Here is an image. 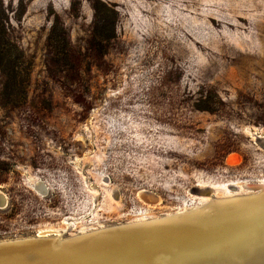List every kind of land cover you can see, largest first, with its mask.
Segmentation results:
<instances>
[{
    "label": "rangeland",
    "instance_id": "1",
    "mask_svg": "<svg viewBox=\"0 0 264 264\" xmlns=\"http://www.w3.org/2000/svg\"><path fill=\"white\" fill-rule=\"evenodd\" d=\"M101 16L114 38L95 48ZM2 24L0 241L159 219L264 184V0H0ZM190 58L203 69L191 82Z\"/></svg>",
    "mask_w": 264,
    "mask_h": 264
},
{
    "label": "bare ground",
    "instance_id": "2",
    "mask_svg": "<svg viewBox=\"0 0 264 264\" xmlns=\"http://www.w3.org/2000/svg\"><path fill=\"white\" fill-rule=\"evenodd\" d=\"M207 200L205 206L212 202ZM255 207L245 200L220 203L192 215V220L173 231L122 239L102 250L92 247L69 260L67 255L52 259L54 264H260L264 262V219L257 214L264 210ZM46 235L48 231L39 233ZM83 254L85 261L80 258Z\"/></svg>",
    "mask_w": 264,
    "mask_h": 264
},
{
    "label": "water",
    "instance_id": "3",
    "mask_svg": "<svg viewBox=\"0 0 264 264\" xmlns=\"http://www.w3.org/2000/svg\"><path fill=\"white\" fill-rule=\"evenodd\" d=\"M262 147L264 148V142H262ZM248 190L254 193L248 196L213 199L212 202H210L211 204L209 203L210 205L198 210L165 216L145 222L114 226L66 239L52 237L51 235L42 237L36 235L31 238L0 241V264H12L22 260L25 264H40V262L54 264L55 260L52 258L57 255H67L68 259L70 256L82 253L92 247H100V250H102L106 248V245L113 246L122 239H139L146 235L151 236L156 233L173 231L172 229L183 226L185 223L192 220V215L202 213L207 209L210 210L220 203L228 201H250L254 203V206H256L255 208L264 210V185L256 184L249 187ZM6 206L7 202L5 197L0 193V207ZM257 215L264 219V213L259 211ZM85 257L86 255L84 254L83 256H80L83 261H85ZM34 259H36L35 262ZM260 262V264H264L263 261Z\"/></svg>",
    "mask_w": 264,
    "mask_h": 264
},
{
    "label": "trees",
    "instance_id": "4",
    "mask_svg": "<svg viewBox=\"0 0 264 264\" xmlns=\"http://www.w3.org/2000/svg\"><path fill=\"white\" fill-rule=\"evenodd\" d=\"M94 8H95V10H99V8L96 5L94 6ZM99 22L101 23V25L100 26L97 25V27H95V33H94V35L92 37L93 38L92 39V44H93V46L95 48H99L98 45L100 43H103V42L104 43H110L111 40L114 38L113 34H112V36L111 35L110 36L106 35L104 33V30L105 29L107 30V27H108V29H110V31L113 32L115 30V23L112 21V22H110V24H107V18H104L102 16H101V18H99ZM212 23H213V25H215L216 29H219L221 27V23L220 22L219 23L212 22ZM235 26L237 28H241L242 27L240 24H236ZM1 27L4 28L3 24L0 25V28ZM243 28H245V27L243 26ZM55 31H56V29H55V27H53V29L51 30V33L49 35V38H48L49 43H51L50 46H52L53 48H55L54 47L55 46L54 43L57 42ZM183 34H184L183 38H185L186 41L189 42V46H193V47L197 48L198 50H200V49L203 50L205 48V46L201 42L198 41V39L196 38L195 35L190 34L186 30H184ZM97 41L99 43H97ZM64 42H67V40L64 39ZM9 45H10L9 40H7L6 38H3V36L1 35L0 36V67H1L2 70H3V67H4V62L7 61L8 55H9V52H10L9 49H8ZM69 54L66 52V58H67L68 62L71 61V59H70L71 56ZM221 56H222L223 59H225V63H221L224 67H227L231 63H235L236 62L235 56L233 54H231V53H227V52L224 51V52L221 53ZM210 63H212V62H210ZM187 64L189 65V67L181 66V68L189 69L188 73L186 71L185 72L187 73V76L189 77L188 80L191 82L192 80H195V78L198 77V74H197L195 69L198 68V71H202L203 69H202V67H200L197 64V61H196L195 58L194 59L190 58V60L187 61ZM53 65H54V63H53ZM239 95L240 94L238 93V96ZM11 212H12L11 214H13L14 209H12Z\"/></svg>",
    "mask_w": 264,
    "mask_h": 264
}]
</instances>
